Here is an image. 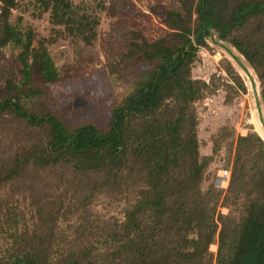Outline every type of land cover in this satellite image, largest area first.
Masks as SVG:
<instances>
[{
    "label": "trees",
    "instance_id": "1",
    "mask_svg": "<svg viewBox=\"0 0 264 264\" xmlns=\"http://www.w3.org/2000/svg\"><path fill=\"white\" fill-rule=\"evenodd\" d=\"M0 2V56L19 46L23 74L0 89V125L15 138L0 155V190L28 191L39 220L19 232L24 218L16 217L0 264H264V139L240 134L227 188L216 175L205 189L213 155L200 152L197 103L209 86L192 76L208 39L227 41L255 70L264 106V0H183L181 10L165 9L169 33L135 40L125 54L151 66L105 128L69 124L48 107L41 85L58 81L57 66L11 22L17 0ZM100 203L113 213L97 216ZM239 203V217L219 209Z\"/></svg>",
    "mask_w": 264,
    "mask_h": 264
},
{
    "label": "rangeland",
    "instance_id": "2",
    "mask_svg": "<svg viewBox=\"0 0 264 264\" xmlns=\"http://www.w3.org/2000/svg\"><path fill=\"white\" fill-rule=\"evenodd\" d=\"M182 2L60 0L59 11L64 14L56 19L53 0H17L10 19L33 47L42 42L57 66L58 81L41 85L47 94L48 107L69 124L94 123L105 128L113 105L133 89L136 74L151 66L147 60L137 57L124 60L132 42L142 38L152 42L168 34L164 10H181ZM19 51L14 43L2 48L0 89L8 79L16 82L23 77ZM229 67L235 75H240L245 91L235 83ZM192 76L209 86L205 97L197 103L200 152L203 156L213 155L203 181L206 189L220 169H231L226 164L232 162L240 134L255 131L264 139V106L255 70L227 41L208 39V45L200 49L192 66ZM2 126L0 155L9 152L15 144L10 128ZM220 139L221 144L214 150L216 140ZM31 201L28 191L0 190V257L10 254L11 234L15 232L13 221L17 216L24 218L17 229L19 232L39 223ZM240 203L231 208L222 205L219 209L239 217L244 209ZM94 213L105 216L113 211L100 203ZM210 249L216 253L218 245L214 243Z\"/></svg>",
    "mask_w": 264,
    "mask_h": 264
},
{
    "label": "built area",
    "instance_id": "3",
    "mask_svg": "<svg viewBox=\"0 0 264 264\" xmlns=\"http://www.w3.org/2000/svg\"><path fill=\"white\" fill-rule=\"evenodd\" d=\"M231 177V169L223 168L220 169L217 174V184L219 187L226 189Z\"/></svg>",
    "mask_w": 264,
    "mask_h": 264
}]
</instances>
